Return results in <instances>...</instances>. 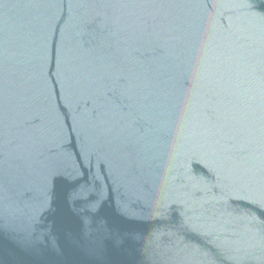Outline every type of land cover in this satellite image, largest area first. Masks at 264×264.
<instances>
[{
    "label": "water",
    "instance_id": "95a60500",
    "mask_svg": "<svg viewBox=\"0 0 264 264\" xmlns=\"http://www.w3.org/2000/svg\"><path fill=\"white\" fill-rule=\"evenodd\" d=\"M0 264H264V0H0Z\"/></svg>",
    "mask_w": 264,
    "mask_h": 264
}]
</instances>
